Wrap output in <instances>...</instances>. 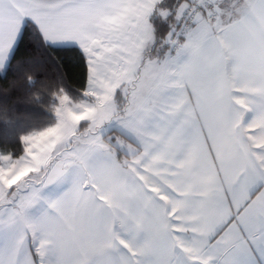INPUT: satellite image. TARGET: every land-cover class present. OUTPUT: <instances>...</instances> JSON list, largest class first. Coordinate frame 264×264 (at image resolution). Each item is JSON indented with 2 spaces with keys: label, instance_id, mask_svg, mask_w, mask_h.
Segmentation results:
<instances>
[{
  "label": "snow or ice",
  "instance_id": "6c2138e0",
  "mask_svg": "<svg viewBox=\"0 0 264 264\" xmlns=\"http://www.w3.org/2000/svg\"><path fill=\"white\" fill-rule=\"evenodd\" d=\"M26 18L87 86L0 154V264H264V0H0V68Z\"/></svg>",
  "mask_w": 264,
  "mask_h": 264
},
{
  "label": "trees",
  "instance_id": "16d2710c",
  "mask_svg": "<svg viewBox=\"0 0 264 264\" xmlns=\"http://www.w3.org/2000/svg\"><path fill=\"white\" fill-rule=\"evenodd\" d=\"M175 3L164 0L167 7ZM151 23L158 36L167 34L168 25L161 17L154 14ZM86 81L87 66L79 47L47 43L26 20L7 66L0 71V154L20 156L22 135L55 123L53 93L63 88L73 100H80Z\"/></svg>",
  "mask_w": 264,
  "mask_h": 264
},
{
  "label": "rangeland",
  "instance_id": "374dc122",
  "mask_svg": "<svg viewBox=\"0 0 264 264\" xmlns=\"http://www.w3.org/2000/svg\"><path fill=\"white\" fill-rule=\"evenodd\" d=\"M153 54L156 52V47H153L152 49ZM163 55V54H161ZM54 116L57 117L56 115V110L54 112ZM56 124V118H55V123L43 130L32 132L26 136H34L35 137V145L37 146L36 148V155L33 157L34 163L39 166L40 161L43 160L47 155L50 153H53V151L56 148H59L60 145L63 143L64 135H65V130L60 127L53 128ZM23 154V153H22ZM21 154V155H22ZM17 158V157H13ZM27 170L24 172H21V176L26 175ZM19 179V177H17ZM62 189H57L56 187H50L47 190V194L50 196H55L58 195L59 192Z\"/></svg>",
  "mask_w": 264,
  "mask_h": 264
},
{
  "label": "crops",
  "instance_id": "0c3cea01",
  "mask_svg": "<svg viewBox=\"0 0 264 264\" xmlns=\"http://www.w3.org/2000/svg\"><path fill=\"white\" fill-rule=\"evenodd\" d=\"M26 20H28V21H31L30 19H28V18H26ZM25 20V21H26ZM33 24H34V22L33 21H31ZM35 25V24H34ZM36 26V25H35ZM37 27V26H36ZM22 28H23V26H22ZM22 28H21V30H20V32H19V34H18V36H17V38H16V40H15V42H14V44H13V46L11 47V49H10V51L8 52V54H7V59H6V61H5V63H4V65H3V67L2 68H0V71H3L4 70V68L7 66V64H8V62H9V60H10V58H11V55H12V52H13V50H14V47H15V45H16V43H17V41H18V38H19V36H20V34H21V31H22ZM38 28V27H37ZM38 30H39V28H38ZM40 32V31H39ZM41 34V33H40ZM42 35V34H41ZM43 37V36H42ZM47 43H49V44H51V45H55V46H77L76 44H74V43H70V42H56V43H51V42H47ZM78 47V46H77ZM154 47V46H153ZM86 86H87V81H86ZM83 99V98H82ZM81 100V99H80ZM80 100H74V101H77V102H79ZM55 118H56V124H55V126L53 127V128H56L57 127V117L55 116ZM52 153H50L49 155H51ZM49 155H47L44 159H46Z\"/></svg>",
  "mask_w": 264,
  "mask_h": 264
}]
</instances>
